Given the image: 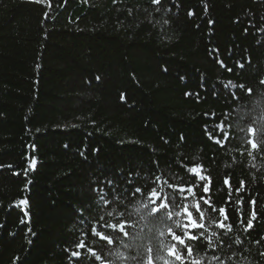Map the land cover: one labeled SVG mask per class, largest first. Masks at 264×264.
I'll list each match as a JSON object with an SVG mask.
<instances>
[{
	"label": "trees",
	"instance_id": "obj_1",
	"mask_svg": "<svg viewBox=\"0 0 264 264\" xmlns=\"http://www.w3.org/2000/svg\"><path fill=\"white\" fill-rule=\"evenodd\" d=\"M262 80L264 0H0V264H77L79 240L106 255L89 230L99 214L93 189L112 200L101 181L119 192L130 174L135 186H150L154 174L183 186L194 182L193 164L244 241L228 249L243 253L232 264H264V145L247 142L249 127L264 139ZM222 120L226 141L215 127ZM228 177L233 200L245 182V220L256 199L247 233L226 200ZM126 203L143 243L157 246L158 233L135 213L139 199ZM116 247L129 259L115 264L142 259ZM197 250L206 244L194 242Z\"/></svg>",
	"mask_w": 264,
	"mask_h": 264
},
{
	"label": "snow or ice",
	"instance_id": "obj_2",
	"mask_svg": "<svg viewBox=\"0 0 264 264\" xmlns=\"http://www.w3.org/2000/svg\"><path fill=\"white\" fill-rule=\"evenodd\" d=\"M152 3L159 4L160 0H152ZM218 62L221 66H224L222 61ZM237 67L243 69L244 63L237 61ZM228 70L231 71V69ZM97 80H99V77H97ZM260 83L264 85V80ZM229 84L236 87L231 81H229ZM229 84H225L224 87L227 88ZM239 87L245 89L247 94L252 92V89L245 88L244 84H240ZM185 95H192V93H185ZM234 98H236L235 95ZM215 127L223 134L226 141L228 131L225 130L223 120ZM247 132L253 137V139L247 141L253 151L264 145V139L257 140L255 138L257 132L255 127H249ZM261 132L264 133V129ZM214 140L218 145L221 144L219 137H214ZM251 154L250 151L249 155ZM0 167L4 166L0 165ZM7 167L11 168L12 166L8 165ZM186 171L191 175L194 182L183 186L169 183L167 179H162L160 174H154L151 177L150 186H135L130 174L126 186L120 188L118 192L119 185L115 184L113 180H102L101 185L106 184L108 186L113 199L106 198L107 192L103 186L93 189L94 192L98 193V199L95 203L99 214L95 218L96 226L89 225V230L99 238V241L105 242L104 247L107 248V253L105 255L100 250L88 246L84 240H79L75 247L85 251L83 253L80 251L71 253L73 257L77 258V264H84V261H88V264H95L97 260L101 264H115V261L111 259L112 257H115L116 260L129 259L116 246H122L123 250L136 249L137 255L132 256L131 259L137 260V257L141 256L142 259L139 264H156L157 260L163 261V264H177V262L179 264H232L234 258L242 256V252L228 251L232 248L233 243L237 245L244 243L240 236L234 232L233 224L227 222L230 221L228 207L217 209L212 206L211 199L205 196L210 191L211 177L204 174L205 169L202 164H193ZM136 175L139 176V173ZM224 184L228 189L227 202L236 205L234 211L237 214L238 226L245 233L253 230L254 221L258 219L256 199H249L250 210L248 219L245 220L243 212L245 201L244 197L240 195L242 191H245V182L240 181L236 187L235 195L237 199L235 200H233L230 177L225 178ZM127 185H131V188ZM169 189L171 191H168ZM197 189L200 190L199 197H197ZM129 198L133 201L139 199V204L135 205V213L140 214V219L145 221L146 226H150V231L154 229L158 233L156 237L157 246H153L151 240H148V243H143L146 239L143 235L144 229L141 228L140 231H136L138 222L134 213L128 211L126 203ZM178 201L180 202L178 203ZM20 203L26 204L27 200H21ZM119 208H123V210H118ZM212 213H218V215L213 217ZM105 217L115 218V222H111L110 219H105ZM21 223H24V221L22 220ZM105 229L110 230V232L106 233ZM222 237H227L231 243L225 244ZM166 238H170V241L165 242ZM261 239H264V237ZM194 242H204L206 244V250L203 254L198 250L194 253ZM255 243L259 244L260 241L257 240ZM141 247L144 248L143 253H140ZM163 253L167 255L165 256ZM259 255L264 257V251H261ZM244 259L247 261V257H244ZM247 264H254V261H247Z\"/></svg>",
	"mask_w": 264,
	"mask_h": 264
}]
</instances>
